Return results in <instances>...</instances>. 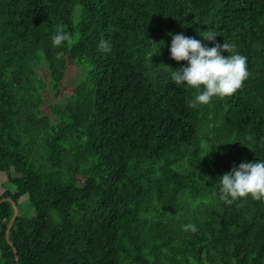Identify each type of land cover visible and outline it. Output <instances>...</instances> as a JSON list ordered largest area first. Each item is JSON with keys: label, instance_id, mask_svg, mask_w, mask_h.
I'll use <instances>...</instances> for the list:
<instances>
[{"label": "trees", "instance_id": "trees-1", "mask_svg": "<svg viewBox=\"0 0 264 264\" xmlns=\"http://www.w3.org/2000/svg\"><path fill=\"white\" fill-rule=\"evenodd\" d=\"M58 26L71 43L53 45ZM208 30L249 77L192 108L172 38L211 48ZM71 66L84 75L52 121L44 94ZM258 161L264 0H0V201L19 209L10 245L0 204V264H264V200L220 199V178Z\"/></svg>", "mask_w": 264, "mask_h": 264}, {"label": "clouds", "instance_id": "clouds-1", "mask_svg": "<svg viewBox=\"0 0 264 264\" xmlns=\"http://www.w3.org/2000/svg\"><path fill=\"white\" fill-rule=\"evenodd\" d=\"M216 37L212 30L204 33L203 39L214 44L211 48L206 47L200 40L183 34H176L172 38L171 58L178 62H188L187 67L172 72V80L176 84L186 83L188 87L198 91L189 107L208 104L213 97L234 95L249 77L247 58L236 52L234 44L224 41L223 44L217 43ZM71 41L72 37L58 26L52 38L53 45L58 47ZM99 48L110 51V45L103 40ZM222 52L232 54L224 58ZM220 185V199L227 204L247 197L257 201L264 200V161L241 163L238 168L234 167L230 173L220 178ZM182 227L184 231H197L194 224Z\"/></svg>", "mask_w": 264, "mask_h": 264}, {"label": "rangeland", "instance_id": "rangeland-1", "mask_svg": "<svg viewBox=\"0 0 264 264\" xmlns=\"http://www.w3.org/2000/svg\"><path fill=\"white\" fill-rule=\"evenodd\" d=\"M67 77L63 81V86L61 93L58 98H55L53 94H50L49 91H46L44 94V103L42 105L44 112L52 119L56 120V116L52 113L51 107L55 105H66L72 96L74 89L77 87L79 81L84 75V70L79 69L77 66H71L67 71ZM23 210H30L32 216L33 211L27 205L23 206Z\"/></svg>", "mask_w": 264, "mask_h": 264}, {"label": "water", "instance_id": "water-1", "mask_svg": "<svg viewBox=\"0 0 264 264\" xmlns=\"http://www.w3.org/2000/svg\"><path fill=\"white\" fill-rule=\"evenodd\" d=\"M4 202H9V203H11V205H12L13 208H14V215H13L11 221H10V224H9V227H8V229H7V233H6L7 240H8V242L10 243V245H12L11 242H10V240H9V236H10V233H11L12 227H13L15 221H16V218H17V216H18L19 209H18V206L13 202L12 199H3L2 201H0V204H2V203H4ZM14 251H15V254L17 255V250L14 249ZM17 259H18V258H17Z\"/></svg>", "mask_w": 264, "mask_h": 264}]
</instances>
